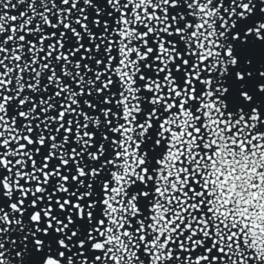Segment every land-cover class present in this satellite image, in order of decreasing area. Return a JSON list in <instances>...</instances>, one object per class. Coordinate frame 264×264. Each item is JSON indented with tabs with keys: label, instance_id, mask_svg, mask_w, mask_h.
Instances as JSON below:
<instances>
[{
	"label": "snow or ice",
	"instance_id": "obj_1",
	"mask_svg": "<svg viewBox=\"0 0 264 264\" xmlns=\"http://www.w3.org/2000/svg\"><path fill=\"white\" fill-rule=\"evenodd\" d=\"M0 264H264V0H0Z\"/></svg>",
	"mask_w": 264,
	"mask_h": 264
}]
</instances>
